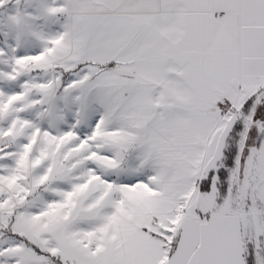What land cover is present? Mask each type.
I'll return each instance as SVG.
<instances>
[{
	"label": "snow or ice",
	"instance_id": "snow-or-ice-1",
	"mask_svg": "<svg viewBox=\"0 0 264 264\" xmlns=\"http://www.w3.org/2000/svg\"><path fill=\"white\" fill-rule=\"evenodd\" d=\"M0 264H264V0H0Z\"/></svg>",
	"mask_w": 264,
	"mask_h": 264
}]
</instances>
